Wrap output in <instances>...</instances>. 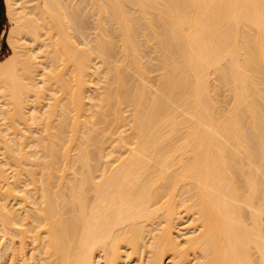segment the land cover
<instances>
[{
	"label": "bare ground",
	"instance_id": "1",
	"mask_svg": "<svg viewBox=\"0 0 264 264\" xmlns=\"http://www.w3.org/2000/svg\"><path fill=\"white\" fill-rule=\"evenodd\" d=\"M3 5L0 264H264V0Z\"/></svg>",
	"mask_w": 264,
	"mask_h": 264
},
{
	"label": "rangeland",
	"instance_id": "2",
	"mask_svg": "<svg viewBox=\"0 0 264 264\" xmlns=\"http://www.w3.org/2000/svg\"><path fill=\"white\" fill-rule=\"evenodd\" d=\"M7 28H8V23H6V19H5V17H4V7H3V4H2V0H0V33L2 32V31H6L7 30ZM10 54V51L8 50V47H7V45L5 44V41L3 40V36L0 38V60H2V59H4L5 57H7L8 55ZM95 91H96V94H97V90H96V88H95ZM91 93V92H90ZM94 94H95V92H93ZM93 93H91V94H89V95H93V97H94V94ZM88 95V96H89ZM93 97H91V98H93ZM95 98H96V95H95V97L93 98V100H95ZM92 102V101H91ZM94 102V101H93ZM185 221L186 220H184L183 222V226H184V224L186 225V223H185ZM187 222V221H186ZM123 255H125L124 253H123Z\"/></svg>",
	"mask_w": 264,
	"mask_h": 264
},
{
	"label": "crops",
	"instance_id": "3",
	"mask_svg": "<svg viewBox=\"0 0 264 264\" xmlns=\"http://www.w3.org/2000/svg\"><path fill=\"white\" fill-rule=\"evenodd\" d=\"M2 4H3V0H2ZM3 7H4V5H3ZM4 17H5V13H4ZM6 19V18H5ZM6 23H7V21H6ZM6 32V31H5ZM5 32L4 31H2L1 33H0V38L3 36V40L5 41ZM5 44H6V42H5Z\"/></svg>",
	"mask_w": 264,
	"mask_h": 264
}]
</instances>
